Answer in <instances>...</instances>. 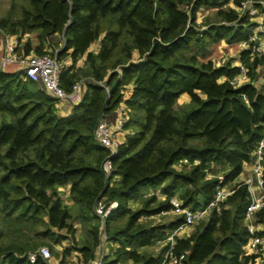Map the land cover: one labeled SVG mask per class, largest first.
<instances>
[{
    "label": "trees",
    "instance_id": "trees-1",
    "mask_svg": "<svg viewBox=\"0 0 264 264\" xmlns=\"http://www.w3.org/2000/svg\"><path fill=\"white\" fill-rule=\"evenodd\" d=\"M228 2L10 0L0 28L19 42L23 35L36 33L38 54L46 53L52 37L59 36L56 56L71 60L60 85L69 90L83 80L84 93L70 114L61 115L59 101L36 82L20 71L0 69V264H47L39 257L33 263L26 257L41 245L59 258V264H65L71 250L87 261L101 243L102 229L105 243L116 245L104 257L105 264H159L162 249H141L155 247L182 218L165 224L144 220L169 211L173 196L182 206L204 207L225 185L233 192L220 211L212 210L189 236L177 238L176 249L186 252L183 264L254 261L256 255L243 251L249 193L236 178L244 163L254 159L264 128V55L250 57L249 49L240 51L248 81L239 86L229 82L237 66L202 59L220 41H247L257 26L247 12L225 9ZM201 8H215L218 22L200 28ZM31 49L26 41L23 54ZM82 57L83 66L76 67ZM260 77L263 83L257 85ZM126 86L130 95L123 100ZM184 93L189 102L177 111ZM121 101L129 108L123 125L127 133L108 158L109 151L96 142L93 129ZM106 158L113 168L109 175L102 169ZM185 158L189 165L181 163ZM65 187L69 203L60 196ZM99 202L105 208L111 202L116 206L101 217L96 212ZM263 218L264 210L257 214L258 221ZM73 220L86 228L80 240ZM25 230L49 240L36 242ZM66 239L71 246L58 252L55 245Z\"/></svg>",
    "mask_w": 264,
    "mask_h": 264
},
{
    "label": "built area",
    "instance_id": "built-area-1",
    "mask_svg": "<svg viewBox=\"0 0 264 264\" xmlns=\"http://www.w3.org/2000/svg\"><path fill=\"white\" fill-rule=\"evenodd\" d=\"M216 1L221 2L224 0ZM255 4L260 5L263 10L258 11V8L255 6ZM226 5L234 8L239 14L242 11L244 12L246 9L251 20L255 18L260 19L249 39L247 41L238 42V45L240 51L249 49L250 57L253 55L263 56L264 37L261 34H264V28L259 30L258 27H261L264 23V1L241 0L239 5L235 6L232 3V0H229ZM202 11H204V8H201L197 13H202ZM198 21L199 20H197V23ZM220 22L223 24L225 23V21ZM200 28H204V26H201ZM0 34L4 37V53L0 57V69L3 70V68L8 64H16L21 68L20 72L24 78L39 83L45 92L51 97H55L59 103L64 102L69 106H73L80 102L84 93V82L83 80L76 81L72 84L69 90H65L60 85V75L66 66L62 59L57 58V49H55L53 52L50 51L41 54L18 53V37L13 34L5 33L1 28ZM226 62L227 59L221 57L217 62V65H222ZM235 66L239 68V71L229 80V82L233 86H239L240 84L248 81V69L241 61ZM118 75L119 77L121 76L120 69H118ZM125 88L122 91L123 100L128 98L124 93ZM128 112L129 108L123 101H121L114 111L108 114H103L95 124L93 129V137L99 145L109 151L108 158L117 151L118 146L121 144L118 136L126 132L123 125L128 119ZM263 150L264 128L262 136L253 152V179H248L244 182L247 185L249 202L244 212V220L248 230V238L246 243L243 245V251L245 255H256L254 261L250 262L249 264H261V261L264 258V234H259L260 231H264V218L262 221L257 220V214L264 210V166L262 163ZM108 158H106L102 165L106 175H109L113 171ZM181 163L186 165L190 164L186 158L183 159ZM193 163H197V161L195 160ZM175 167L179 169L180 165L176 164ZM206 172L208 177H211V174H209L207 170ZM216 177L218 178L219 182L223 180V175L221 174L217 175ZM232 192L233 189H231V187H228L227 185L220 186L216 189L212 200L206 206L196 209H193L190 206H182V202L177 196L171 197V209L169 211H162L159 215L172 213L178 217L180 216L182 220L176 226L168 229L162 238L156 240V247L158 250L162 249L159 264H183V261L186 258V252L177 251V238L189 236V229L193 225L206 220L212 210L219 212L222 207V203ZM153 193L157 194L156 192H149V194ZM115 206L116 202H111L109 207L105 208L104 204L99 202L96 206V212L101 217H103L110 210L114 209ZM100 239L101 243L94 257L87 261H80L77 264H105L104 257L106 254L102 249L103 245L105 244L106 234L103 229L100 233ZM26 257L28 261L32 263L35 262L39 257L47 264H55L53 262V255L46 245H41L33 251H28L26 253Z\"/></svg>",
    "mask_w": 264,
    "mask_h": 264
},
{
    "label": "crops",
    "instance_id": "crops-1",
    "mask_svg": "<svg viewBox=\"0 0 264 264\" xmlns=\"http://www.w3.org/2000/svg\"><path fill=\"white\" fill-rule=\"evenodd\" d=\"M228 7H230V6H228ZM205 9V8H204ZM208 9H210V8H208ZM208 9H205L204 10V12H206ZM200 14L201 13H199L198 15L200 16ZM199 16L197 17V20H200V19H198L199 18ZM258 22V21H257ZM258 24V23H257ZM263 27L262 28H264V23H263V25H262ZM261 27H258V29L259 30H261L262 29ZM26 41H29V43H30V46H31V52L30 53H35L34 52V48H35V46L39 43V40H38V38H37V34L36 33H30V34H25V35H23L22 37H21V40H20V42H19V45L17 46V52L18 53H22L23 54V51H22V47H23V45L26 43ZM237 45H238V43H236ZM61 45V44H60ZM48 48H50L49 47V45L45 48L46 50H47V52H50L51 50H48ZM3 53H4V37L0 34V57L3 55ZM29 53V54H30ZM215 53V56L214 55H212V57L210 58V59H213V60H215V61H217V59H219V58H221V57H224V58H226L227 59V61H230V63L232 64V65H237L239 62H240V57H239V54H240V48H239V45H238V47L237 48H234L233 46H232V44H227V43H225L224 41H220L219 42V44H217V46H216V52H214ZM134 56H136L137 54H136V52L134 51ZM211 56V55H210ZM214 57V58H213ZM206 59H208V58H206ZM63 61H64V63H65V66L66 67H68L70 64H71V60H70V58L67 56V57H65L64 59H63ZM83 64H84V58L82 57V58H80L78 61H77V64H76V67H82L83 66ZM7 67H8V69H9V71H11V72H16V71H20L21 70V68L18 66V65H16V64H8V65H6ZM5 66V67H6ZM5 67L3 68V71L5 70ZM6 72V71H5ZM258 79H260V78H258ZM39 86H41L39 83H37ZM257 85H261L262 84V82L260 81V80H257V83H256ZM124 93L126 94V96L127 97H129V95H130V90H129V88H128V86L125 88V90H124ZM180 99V103H184V104H186V103H188L189 102V97H188V95L187 94H182L179 98H178V100ZM72 112V106H69L68 104H66V103H64V102H61L60 104H59V113L61 114V115H68V114H70ZM126 133H127V130H126V132L124 133V134H121V135H119L118 136V139H119V141H120V143H122L123 141H124V139H125V135H126ZM248 179H253V164H252V162H248V163H244V165H243V169H242V172L240 173V175L236 178V182H245L246 180H248ZM67 194H68V191H67ZM160 198H163V196H161ZM131 206L132 207H135V206H137V203H131ZM172 214V213H171ZM173 216H172V220H174L175 219V217H177V215H174V214H172ZM156 216V215H155ZM155 216H151V217H149L148 219H151V218H153V217H155ZM153 224V223H152ZM161 224V223H160ZM192 228V227H191ZM190 228V229H191ZM189 229V230H190ZM63 246L64 245H58V246H56V250L58 251V252H60L62 249H63ZM116 247V245H114V244H108V243H105L104 245H103V252H105V254L106 255H108L109 253H111L113 250H114V248ZM147 248L148 247H144V248H142L141 250L143 251V249L145 250H147ZM155 248H157V247H155ZM98 249H99V247H98ZM97 249V250H98ZM156 251H159L158 250V248H157V250ZM82 260V258H81V253L80 252H78V251H74V253L73 254H71V255H69V256H66V258H65V264H77L78 262H80ZM53 262L55 263V264H59V258H56L54 255H53Z\"/></svg>",
    "mask_w": 264,
    "mask_h": 264
},
{
    "label": "rangeland",
    "instance_id": "rangeland-1",
    "mask_svg": "<svg viewBox=\"0 0 264 264\" xmlns=\"http://www.w3.org/2000/svg\"><path fill=\"white\" fill-rule=\"evenodd\" d=\"M9 7H10V0H0V17L5 16L7 14L8 10H9ZM224 8L225 9H229V7L227 5H225ZM258 11H260V9H258ZM198 16L199 15L197 13V17ZM198 19H200L198 21V26L199 27H201V26H204L205 27V25L208 22L209 23H211V22L216 23L219 20L218 17H217V10L216 9H208V11H206V12L202 11V13L200 14V16H199ZM252 21H255L256 23H259L257 21H260V19H256L255 18V19H252ZM262 27L263 26H261V28ZM61 43L62 42H61V39H60L59 36H53L52 39H51V43L49 45L50 48H48V50L53 51L54 49L60 47L61 46L60 45ZM217 44H219V43L213 44L210 47V49L208 50L209 51L208 56L205 57V58H202L203 60H206V58H208V59L211 58L212 55L215 56V53L214 52H216V46H217ZM232 46L234 48H237L238 47V45L236 43L232 44ZM95 47H96V44H93L90 48L91 49H94ZM219 60H220V58L217 59V62ZM4 71L11 72V71H9V69H8L7 66L5 67V70ZM258 80H260L263 83V79L261 77ZM179 101H180V99L177 100V103L175 105V108H176L177 111H180L183 108V106H184V103H180ZM60 191H61L60 196L62 197V199L69 203L68 198H67V196H68V194H67V188L66 187L65 188H60ZM156 193L159 194V192H157V191H156ZM159 197H161V195H159ZM160 199H162V198H160ZM172 216L173 215L171 213L166 214V215H156L155 217H153L151 219H145L144 222H147V223H150V224H152V223L153 224H160V223L161 224H165V223H168L169 221L172 220ZM201 222H199L198 224H200ZM72 223L75 226V237H76L77 240H80L81 237L86 234V228H85L84 224L83 223H80L79 221L73 220ZM198 224L193 225L192 228L189 230V232L191 233ZM25 233H27L28 235H30L33 238V240H35L36 242L40 241L41 239L49 240V238L47 236L46 237L45 236L43 237L42 235L41 236H36L35 232H33V231H28V230L26 231L25 230ZM61 233L65 234V235H67V237H69L68 234H67V232H66V230H64V229L61 230ZM61 245H64L63 247H69V246H71V241L69 239H66V240H64L62 242ZM56 246H58V245H55V248H56ZM155 247L154 246H149L147 248V250L146 249L145 250L143 249V251H148V252L156 253L157 252L156 251L157 248H155ZM74 251L75 250H71L69 255L73 254Z\"/></svg>",
    "mask_w": 264,
    "mask_h": 264
},
{
    "label": "water",
    "instance_id": "water-1",
    "mask_svg": "<svg viewBox=\"0 0 264 264\" xmlns=\"http://www.w3.org/2000/svg\"><path fill=\"white\" fill-rule=\"evenodd\" d=\"M244 12H247V10L245 9ZM53 98H55V97H53ZM55 99H56V98H55ZM56 100H57V99H56ZM102 169H103V167H102ZM103 171H104V169H103Z\"/></svg>",
    "mask_w": 264,
    "mask_h": 264
}]
</instances>
